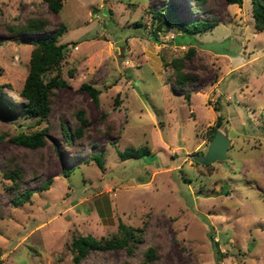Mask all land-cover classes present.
I'll list each match as a JSON object with an SVG mask.
<instances>
[{
  "label": "rangeland",
  "instance_id": "1",
  "mask_svg": "<svg viewBox=\"0 0 264 264\" xmlns=\"http://www.w3.org/2000/svg\"><path fill=\"white\" fill-rule=\"evenodd\" d=\"M167 1L62 0L56 13L45 0H0L3 95L21 104L32 49L26 38L49 35L61 22L66 28L57 42L66 43L60 71L67 82L55 88L39 123L0 102V264H74L73 236L109 235L119 221L143 228L135 251L154 246L150 264H264V28L254 26L251 0H172L180 18L217 24L193 34L161 28L154 37L151 12ZM30 17L45 18V28L10 32ZM189 45L195 51L182 70L198 77L181 87L172 59ZM83 82L99 90V104ZM80 108L88 120L83 134L66 138L62 126L74 127ZM218 114V129L230 138L226 156L201 163L195 154L205 153ZM44 126L40 149L10 138ZM143 145L151 154L118 155ZM95 151L102 152V167L88 158ZM9 165L23 172L15 190L4 174ZM47 178L48 189L12 202ZM125 259L136 263L139 256L91 250L81 264Z\"/></svg>",
  "mask_w": 264,
  "mask_h": 264
},
{
  "label": "trees",
  "instance_id": "2",
  "mask_svg": "<svg viewBox=\"0 0 264 264\" xmlns=\"http://www.w3.org/2000/svg\"><path fill=\"white\" fill-rule=\"evenodd\" d=\"M45 1L47 2L49 8L56 13L60 11L63 5L62 0ZM226 1L228 3H236L240 5L243 0ZM251 3L254 26L257 30H262L264 28V0H251ZM151 13L152 22L154 20L153 18H156L155 29L153 28L151 30V34L154 37H156L157 31L161 28L164 30L176 28L180 34H193L211 29L217 24V22L214 20L202 18H180L176 12V5L172 0H168L162 8L152 10ZM46 22L47 21L45 18L30 17L20 24L15 25L13 28L9 27V30L14 34L31 33L43 30L45 28ZM65 28L66 25L61 22L59 23L58 28L49 35L38 38H26V41L31 44L32 49L30 52V65L28 73L22 87L19 90V94L23 98V101L20 105L15 104L13 101H9L3 95L0 84V102L8 104L12 109L19 108V110L22 112H25L30 116L37 117L38 123L48 117L53 103V94L55 88L67 83L65 78L61 76L60 71V65L64 57L66 43L57 42V37L63 33ZM194 51V46L189 45L187 51L182 56L172 59V65L174 66L176 72L175 83L181 87L191 85L193 80L198 77L196 74L182 70L184 59L188 58ZM81 87L85 89V91L90 95L95 104H99V90L97 88L86 82H83ZM184 95L187 100H189L190 92L188 90L184 92ZM214 108L216 110L218 109L216 107ZM75 114L78 122L74 127L67 128L66 126H62L66 138H70L71 136H81L85 129V125L88 122L84 109H77ZM221 121L222 116L218 114L214 124L210 126V139L220 126ZM47 133L48 127L44 126L30 132L19 131L10 138L18 144L30 148L40 149L47 141ZM144 154H151V151L147 145L128 147L124 150L118 151V155L121 159L139 157ZM88 158L94 160L98 167L103 166V157L101 151L92 152ZM62 171L65 172V174H68L69 170L62 168ZM4 174L11 180L8 188L11 190L17 189L23 178L22 169L18 165H9ZM51 180V178H47L41 181L34 189L31 188L27 190H21L19 194L12 199V202L15 204L27 201L29 196L35 190L48 189ZM209 235L210 239L212 240L217 258H221L223 254L218 247V240H213L212 232H210ZM143 241L144 236L142 227L132 226L119 221L116 231L109 235L96 237L92 234H80L73 236L70 242L72 260L74 264H81L83 257L86 256L91 250L105 251L108 249L122 248L125 249L130 255H138L139 260L135 263L130 259H125L121 264H150V262L158 254L154 246H148L140 251V253L136 252V248L139 247Z\"/></svg>",
  "mask_w": 264,
  "mask_h": 264
},
{
  "label": "water",
  "instance_id": "3",
  "mask_svg": "<svg viewBox=\"0 0 264 264\" xmlns=\"http://www.w3.org/2000/svg\"><path fill=\"white\" fill-rule=\"evenodd\" d=\"M230 143L227 129H218L211 138L204 154H195V159L201 163H209L226 156V150Z\"/></svg>",
  "mask_w": 264,
  "mask_h": 264
},
{
  "label": "crops",
  "instance_id": "4",
  "mask_svg": "<svg viewBox=\"0 0 264 264\" xmlns=\"http://www.w3.org/2000/svg\"><path fill=\"white\" fill-rule=\"evenodd\" d=\"M213 28V27H212ZM207 31V30H206ZM204 32V31H203ZM180 33V32H179Z\"/></svg>",
  "mask_w": 264,
  "mask_h": 264
}]
</instances>
